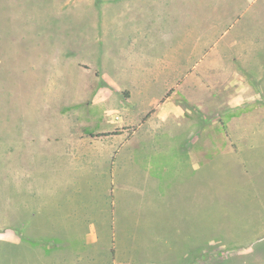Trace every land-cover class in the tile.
Instances as JSON below:
<instances>
[{"label":"rangeland","instance_id":"1","mask_svg":"<svg viewBox=\"0 0 264 264\" xmlns=\"http://www.w3.org/2000/svg\"><path fill=\"white\" fill-rule=\"evenodd\" d=\"M154 70L175 83L164 108L128 80ZM76 102H115L114 119ZM107 129L117 186L164 154L196 162L195 248L165 264H264V0H0V264L14 257L15 147ZM137 246L105 261L102 245L101 263L164 264Z\"/></svg>","mask_w":264,"mask_h":264},{"label":"crops","instance_id":"2","mask_svg":"<svg viewBox=\"0 0 264 264\" xmlns=\"http://www.w3.org/2000/svg\"><path fill=\"white\" fill-rule=\"evenodd\" d=\"M147 74L133 72L128 80L135 86L142 84L146 97L151 90L162 92L159 98L151 95L154 101L149 102H157L159 108L173 102L174 81L166 88L165 78L156 75V70ZM108 79L107 83L113 82ZM76 103L84 108V115L91 109L93 116L103 115L109 122L114 119L115 102ZM174 112L172 106L169 113ZM109 130L88 137L69 136L64 130L38 136L37 146L32 137L25 136L28 142L15 147L22 182L15 183L12 264H102V245L104 255L124 245L163 249L164 264L170 252L177 254L176 259L182 252L191 254L196 241L195 186L191 184L195 160L181 161L171 152L168 155L177 162L167 163L171 157L163 153L156 164L141 166L136 172L138 181L134 183L130 171L124 187H118L117 180L124 177L117 172ZM133 184H137L134 191ZM134 195L141 199L138 211L132 209ZM118 197L123 198L119 206ZM103 259L110 260L109 255ZM111 261L116 262L115 258Z\"/></svg>","mask_w":264,"mask_h":264}]
</instances>
